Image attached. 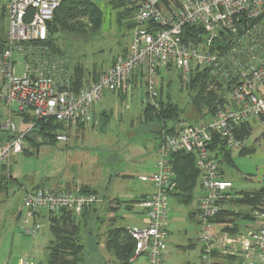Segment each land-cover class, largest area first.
Here are the masks:
<instances>
[{"label": "built area", "instance_id": "obj_1", "mask_svg": "<svg viewBox=\"0 0 264 264\" xmlns=\"http://www.w3.org/2000/svg\"><path fill=\"white\" fill-rule=\"evenodd\" d=\"M62 1L0 0L9 23L0 51V104L16 113L74 127L94 121L93 107L106 92H125L137 81L145 84L156 104L158 77L163 72L175 67L188 82L194 71H208L228 91L231 104L219 106L208 122L179 121L163 130L152 174L140 178L151 183L154 192L140 203L148 224L128 230L135 242L130 262L143 257L144 264H164L170 238L169 199L178 191L171 160L185 153L195 155L199 171L196 216L204 263L211 264L212 255L221 253L240 255L246 264H264V201L246 213L248 225L241 223L245 231L214 228L235 192L225 178L222 151L232 155L251 147L249 138L239 136L244 124L252 126V120H258L264 128V0H132L138 9L129 47L97 80H84L78 87L71 83L69 58L49 45V23ZM188 27L197 36L186 43L184 29ZM7 126L12 129L14 124ZM26 133L0 145V167L23 152ZM215 137L221 140L222 151L212 149ZM68 139L67 132L57 136L58 142ZM96 202L95 194L81 188L34 189L22 201L23 231L34 235L42 228V218L62 211L80 216ZM18 264L38 263L25 257Z\"/></svg>", "mask_w": 264, "mask_h": 264}, {"label": "rangeland", "instance_id": "obj_2", "mask_svg": "<svg viewBox=\"0 0 264 264\" xmlns=\"http://www.w3.org/2000/svg\"><path fill=\"white\" fill-rule=\"evenodd\" d=\"M112 1L92 0L93 7L100 12L97 22L89 15L78 16L74 21L78 23L75 32L62 30L51 35L53 47L69 58L75 81H95L129 47L136 27V14L132 18H121L120 9ZM132 8L130 5L126 10ZM1 12L0 41L4 42L9 23L6 14ZM198 76L200 83L205 85L204 94L208 98L214 99L215 103L223 100L225 104H231L228 93L209 72ZM189 82H184L174 67L158 77L156 104H152L144 83H132L123 94L106 92L94 105L93 111L96 106V113H104L100 124L94 111L92 123L74 127L54 123L58 130H54L52 145L40 146L44 141L41 135L39 137V132L38 135L27 136L23 152L12 156L3 165L4 170L0 167V264H16L18 259L25 257L33 258L37 263L47 261V247L52 241L48 217L40 220L42 228L36 234L28 235L23 231L25 213L21 214L22 201L25 194L34 189L76 191L86 187L96 192L98 202L88 209L87 219H80L79 236L85 246V264H100L96 254L93 256L96 246L107 259L101 246L95 245V242L100 236L104 249L106 231L113 228L110 225L113 219H109V216L114 210L110 205L115 200L119 199L121 203L114 213L117 217H114L117 219L114 227L143 226L145 215L140 208L135 207L129 212L126 205L141 198L143 193L154 191L149 182H143L139 177L152 174L153 150L160 140V132L176 123V117H159L163 105L171 111L177 110V118L182 117L183 123L199 124L213 118L206 108L199 111L192 105ZM9 123L14 124L12 129L7 126ZM251 124V147L246 153L231 155L233 166L222 164L225 178L233 183L237 192H257L264 184V128L258 120H252ZM30 128L20 113L0 104V145L9 141L13 134L26 133ZM64 131L68 133V141L58 142L55 135ZM200 193L197 185L189 203H184L185 196L170 197V238L164 264L201 263L203 245L198 241L200 225L191 219L197 209ZM244 207L239 202L225 206L232 214H240V209ZM241 223L248 225L244 220L231 225L245 231ZM190 244L194 247L189 248ZM108 256L111 259L109 264H119L111 254ZM227 256L220 253L218 258H211V263L223 262ZM143 263L144 258L139 257L134 264Z\"/></svg>", "mask_w": 264, "mask_h": 264}, {"label": "trees", "instance_id": "obj_3", "mask_svg": "<svg viewBox=\"0 0 264 264\" xmlns=\"http://www.w3.org/2000/svg\"><path fill=\"white\" fill-rule=\"evenodd\" d=\"M111 3L116 4L117 8L120 9L121 12L119 13V16L121 18H128V17L132 18L133 16H135V14H137L138 6L132 0H113ZM130 5L133 7L132 9L134 11L131 9L126 10L130 7ZM0 11H2L1 13L5 15L4 9ZM131 11H133L132 14ZM99 13L100 12L97 10V8L93 7L92 0H63L61 6L55 13L54 16L55 19H53L54 21L52 20L49 23V31H50L49 45L51 46L52 50L54 52L65 55V53L53 47L51 42V35H53V33L55 35V33H59L62 30L75 32L76 24L78 23H75L74 21L75 19H77L78 16L89 15L92 16V18H95V20L93 21L97 22L99 19ZM194 31H195L194 29H191L189 27L184 29L186 43L193 40L189 37L197 36V34H194ZM5 42H6L5 40L4 42L0 41V51L4 48ZM125 51L126 50H124V52ZM205 72L208 73V71L203 70V71H194L191 74L190 82H189L190 83L189 86L191 90L190 96L192 95L191 103L199 111L206 108L208 114H210V116L213 117L218 107L224 106L226 104L223 100L215 103L213 102L214 99H210L208 98V96L204 94L205 85L200 83V78H199L200 76L197 77V74H203ZM79 81H75L72 70V75H71L72 85L74 87H78L79 86L78 83H80ZM196 89L199 90L198 93L195 92ZM224 90L228 93L226 89ZM119 94H123V92H119ZM178 113L179 112L177 110L171 111L170 109H167V107L163 105L159 117L164 116L165 118H171V117L177 118ZM21 116L22 118H24L25 124L30 125V127L32 126V128L25 134L26 139L27 136L38 135L37 133L39 132V137L41 135V138L44 141L42 144H40V146L48 145V144L52 145L54 139V134H53L54 130L56 129L58 130V128L54 125V123L56 124H60V123L56 122L54 119H37L30 114H21ZM176 118H174L175 119L174 122L183 121L182 117L177 119ZM47 122H50V124H46ZM103 124H105L104 120H103ZM251 133H252V126L250 125V123H247L243 125L242 131L239 134V136L243 138H250ZM21 134L23 133L13 134L12 136H10L9 139H12L13 137ZM55 136L58 135L56 134ZM212 149H215V151L216 149H218L217 152L222 149L221 140L218 137H215ZM247 151L248 150H245L239 154L246 153ZM251 153H248L247 155H250ZM171 162L174 164L175 171L178 175V191L172 196L178 198H182V196H185L184 203H189L192 200L193 193L198 185V180H199V171L196 167V157L195 155L192 154L177 153L172 157ZM220 162L222 164L227 163L232 166L234 165L232 161V156L230 154L223 155V151ZM1 167L4 168L5 166L2 165ZM81 190L86 193H94V194L96 193L89 190L86 187H82ZM144 198L145 197H142V199ZM263 198H264V184L262 189H260L257 192H237L235 190V192L233 193V198L230 199L225 205L233 202L235 203L239 202L244 204L246 207L240 209L241 210L240 214L239 213L232 214L230 210L226 208L223 209L220 212L217 219L215 220V226L217 225L216 229L218 230L223 229L224 231L235 233L236 231H238V227H234L231 229L223 228V227L220 228L221 227L220 225L231 224L236 221L239 222L242 220L249 219V215L246 214V212H244L243 210H249L251 208L256 207L258 204H260V201H262ZM138 202H141V200L132 201L129 203L128 206L132 207L134 204ZM87 212L88 210H85L80 216L74 215L73 213L66 211L49 215L48 220L50 224L49 227H50V233L52 235V241L50 242L47 248L48 251L47 261L45 263H38V264H85V246L84 244L81 243V238L79 236V233H81L80 219L84 217L87 219L88 216ZM106 249L110 253H112V255L120 264H130L131 258L135 255V242L131 238L129 231L126 228L110 229L107 233ZM214 257L215 256L213 254L212 258L215 259ZM201 260L202 261L200 264H205L203 261V255L201 256ZM227 262L229 264H234V262H239V264H246L244 258L240 255L227 256L223 262L215 261L214 263L211 264H226Z\"/></svg>", "mask_w": 264, "mask_h": 264}, {"label": "crops", "instance_id": "obj_4", "mask_svg": "<svg viewBox=\"0 0 264 264\" xmlns=\"http://www.w3.org/2000/svg\"><path fill=\"white\" fill-rule=\"evenodd\" d=\"M134 83H137V81H134ZM124 94H126V93H124ZM95 109H96V106H95V108H94V111H95ZM95 114H96V118H98V123L100 124V120L102 119V117L101 116H104V113H103V111L102 112H100V113H96V111H95ZM99 126V125H98ZM84 127V126H83ZM161 136H162V132H160V136H159V138H160V140L158 141V143L155 145V147H154V150H153V152L155 153V159H154V162H153V164L151 165V171H153V167H154V165H155V163H156V159H157V152H158V148H159V145H160V142H161ZM0 169H2V168H0ZM2 170H4V168L2 169ZM152 173V172H151ZM148 175H150V174H148ZM143 176H147V175H141L139 178H141V177H143ZM141 180V179H140ZM151 183H150V187H151ZM153 187V186H152ZM0 191H2V190H0ZM154 192V191H153ZM152 192V193H153ZM149 194H151V193H147V192H145V193H143L142 195H141V198H139V199H134L133 201H136V200H141L142 199V197H147ZM201 194V193H200ZM199 198H200V196H199ZM198 201H199V199H198ZM198 201H197V209H198ZM130 202H132V201H130ZM116 203L118 204L117 206H116ZM120 203H121V201L119 200V199H117V200H115L114 202H112L111 204L112 205H110V207H113L114 208V210L111 212V214H110V218L109 219H113L112 220V222L110 223V225L111 226H113V228H111V229H116V228H126L127 230H129L131 227H129V226H127V227H125V226H121V227H114L116 224H117V219H115V218H117L115 215H114V213L115 212H117V210L119 209V207H120ZM140 203L141 202H138V203H136L135 205H133L132 207H129L128 205H129V202H127V205H126V209H127V211H129V212H132L133 211V209L135 208V207H139L140 208V212L141 213H143L144 214V211L142 210V208H141V206H140ZM197 209L193 212V214H192V216H191V219H193L194 221H197V216H196V214H197ZM20 217H21V215H20ZM115 217V218H114ZM142 222H143V226H146L147 224H148V220L146 219V216H145V218H143L142 219ZM170 226V219H168V227ZM215 228V230H216V228H217V226H215L214 227ZM110 230V229H109ZM109 230H107L106 231V233H108V231ZM170 232V231H169ZM104 237V236H103ZM106 238H107V234H105V237H104V242H105V245H104V249H103V247H102V241H101V238H100V236H99V240L98 241H96L95 242V245L96 244H99L100 246H101V248H102V253H104L105 255H106V257H107V259L105 258V257H103V255L101 254V252L99 253L98 252V248H97V246L95 247V250H96V252H93V256H95V254H96V256H97V259L100 261V264H109L110 262H111V259H110V257L108 256V254H111L112 255V253H110L107 249H106ZM189 248H192V247H194L193 246V244H190L189 246H188ZM48 248V247H47ZM202 248V250H201V256L203 255V253H204V248H203V246L201 247ZM219 255L220 254H214V258L216 259L217 257H219ZM113 256V255H112ZM228 256H230V255H228ZM114 257V256H113ZM222 257H225V256H220V258H222ZM115 258V257H114ZM139 258V257H138ZM138 258H136L135 259V261H133V262H130V264H134L135 262H136V260L138 259ZM225 259V258H224ZM18 262H19V259L17 260V262H16V264H18ZM119 263V262H118ZM120 264V263H119ZM144 264V263H143ZM190 264H193V263H190Z\"/></svg>", "mask_w": 264, "mask_h": 264}, {"label": "water", "instance_id": "obj_5", "mask_svg": "<svg viewBox=\"0 0 264 264\" xmlns=\"http://www.w3.org/2000/svg\"><path fill=\"white\" fill-rule=\"evenodd\" d=\"M244 212H246V213H247V212H248V210H244Z\"/></svg>", "mask_w": 264, "mask_h": 264}]
</instances>
